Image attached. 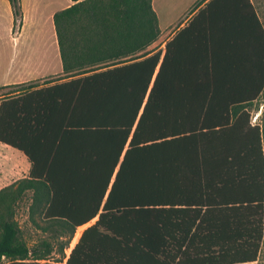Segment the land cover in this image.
I'll return each instance as SVG.
<instances>
[{
    "label": "trees",
    "instance_id": "obj_1",
    "mask_svg": "<svg viewBox=\"0 0 264 264\" xmlns=\"http://www.w3.org/2000/svg\"><path fill=\"white\" fill-rule=\"evenodd\" d=\"M9 1L19 21V0ZM224 1H207L164 53L147 50L160 34L151 0H72L54 12L62 75L0 95V143L30 163L0 188V264H40L55 246L65 264L257 261L264 153L246 108L264 88V27L250 0L229 15ZM190 31L193 73L171 50ZM230 71L240 84L215 82ZM28 193L47 235L33 245L15 219Z\"/></svg>",
    "mask_w": 264,
    "mask_h": 264
},
{
    "label": "crops",
    "instance_id": "obj_2",
    "mask_svg": "<svg viewBox=\"0 0 264 264\" xmlns=\"http://www.w3.org/2000/svg\"><path fill=\"white\" fill-rule=\"evenodd\" d=\"M20 1L23 5V22L19 33V35L21 34L19 40L17 42L14 43L12 42L9 44H6L5 42L3 44L0 43V62H3V69L0 70V86L12 84L15 85V86H10V88L13 89H16L18 84L25 83L26 81L29 80V78H26L25 76L26 73L23 72V69L25 68L39 67L43 69V68L51 67V65L53 64L52 62H55V65L58 66L60 70H62L56 38L53 44L51 45L52 50H50L48 47H45L43 44L42 27H43L44 18H43V12L41 13L39 9H35L33 11L34 14L31 17H28V19L35 21L34 22L35 28L30 31L32 32L30 37L31 42L30 43L26 41L21 42L22 38H24L27 35L26 21L28 20L27 19L28 10L27 8H25V5L27 4L34 5L41 3L58 5L52 9L53 11L50 12V19H53V14L55 11L67 7L72 3V0H20ZM196 1L197 0H151L153 10L155 11L158 18L160 34L164 33V37H165L163 41V49L161 50L162 53H164L166 50V44L172 41L173 38L189 24L193 16H195L198 10L202 8L205 5V3L209 0L202 2L198 6ZM224 2H226L225 4L229 5L225 9L227 15L236 12V9L233 7V5L235 4L234 0H228ZM250 2L254 4L253 0H250ZM220 11H221V7L218 9V12ZM7 27H8L6 29L7 33L5 31L4 32L7 34V37H9L8 35L11 34V29H12L11 14L9 15ZM243 28L245 29L242 35L243 36L242 43L244 45L243 54L249 58V61L251 60L254 61V59L251 57L254 56L255 45H253V40L251 38L250 31H248L247 29L249 27H246V25H244ZM1 33L2 32H0V38L2 40L3 34ZM196 34H197L196 32L190 31L189 33L180 35V37L178 36V39L171 47V50L174 53V57L176 52L177 60L180 63L179 67L184 70H189L190 73H193V71L191 72V70L194 69L195 66L197 67V61H198L197 59H199V54H200L199 53L200 45L197 43V39L195 37L197 36ZM38 37H41L40 43H38ZM226 49L232 50L231 51L232 53L235 52L234 50L235 48H233V46L230 48L228 47ZM226 56L227 53L222 51L221 58L223 59ZM234 57H235V53H234ZM224 63L225 61L222 62L220 66L222 70H224V66H223ZM220 68L218 70H220ZM249 68H250V64H249ZM237 77L239 76L233 74L232 71H230L226 78L219 79V75H218L217 79H215V82L224 83L223 85L226 84L238 85L240 84V82H242V79ZM261 93L262 91L260 92V94ZM256 99L257 98H255V100ZM248 107L246 108V110L250 115V111ZM250 124L259 125L258 123L253 122L251 118H250ZM19 156L21 159V166L23 168V171L26 172V175L24 176H27L30 170V163L23 156L21 155ZM17 167H19V165H17Z\"/></svg>",
    "mask_w": 264,
    "mask_h": 264
},
{
    "label": "rangeland",
    "instance_id": "obj_3",
    "mask_svg": "<svg viewBox=\"0 0 264 264\" xmlns=\"http://www.w3.org/2000/svg\"><path fill=\"white\" fill-rule=\"evenodd\" d=\"M20 7H21V19L19 21L14 20V15L12 11V7L9 0H0V32L3 34V38L0 43L3 44L4 42L6 44L14 43L19 40V33L22 27L23 22V5L21 1L19 0ZM253 5L256 9V11L259 14V18L262 22V25L264 27V0H253ZM58 5L54 4H48V3H41V4H27L25 5V8H27V19L28 17H31L34 13L33 11L35 9H39L41 13L43 12V35H42V41L45 47H48L50 50H52L51 45L55 41L56 34L54 30V25L52 19H50V12L53 11L52 9L55 8ZM51 8V9H50ZM50 9V10H48ZM11 14L12 17V29L11 34L7 37V31L8 28V19L9 15ZM33 20L28 19L26 21V33L27 35L22 38L21 42H31V30H33L34 27ZM161 23V21H160ZM6 33H5V32ZM23 37V36H22ZM164 33L159 34L157 40L153 42L150 46L147 47V50H162L163 49V41H164ZM41 37H38V43H40ZM53 64L51 67L48 68H39V67H28L23 69V72L26 73V78H29L28 81L22 84H18L19 86H25L29 83H34L37 86H41L44 84L45 81L58 78L62 75V72L58 66L55 65V62H52ZM3 69V62H0V70ZM10 86L15 85H2L0 86V95L7 94L13 88H10ZM250 111V118L253 122L258 123L260 127L262 128V146H263V153H264V89L262 90V93L258 95L257 99L253 102L252 105L248 107ZM23 156L25 159L26 157L23 155L22 152L15 148H11L8 145L0 143V188L3 186L21 178L26 175V172L23 171V168L21 166V159L20 156ZM19 165V167H17ZM29 197L30 194L28 193L24 199L19 203V206L16 209L15 219L19 224L20 227V235L23 240H25L28 245H33L35 243H38L41 239L47 238V235L42 232L41 230L37 229L34 224L32 223L29 213H28V203H29ZM86 227V225L80 226L77 228V239L81 233V231ZM75 236V235H74ZM77 240L74 239L71 244H69V247H66L64 249L65 257L68 255L71 247L74 245V243ZM62 254L59 253V251L56 249V246L54 247L52 253L49 255V257L46 260H40V264H65V259L61 261ZM254 264H264V210H263V239L260 245V252L258 255V259Z\"/></svg>",
    "mask_w": 264,
    "mask_h": 264
},
{
    "label": "built area",
    "instance_id": "obj_4",
    "mask_svg": "<svg viewBox=\"0 0 264 264\" xmlns=\"http://www.w3.org/2000/svg\"><path fill=\"white\" fill-rule=\"evenodd\" d=\"M79 228V227H78ZM75 235V236H74ZM77 229L75 230V232H74V234H73V236H72V238H71V240H70V242H69V244H71L72 242H73V240L74 239H76L77 240ZM68 247L70 248V246L68 245Z\"/></svg>",
    "mask_w": 264,
    "mask_h": 264
}]
</instances>
